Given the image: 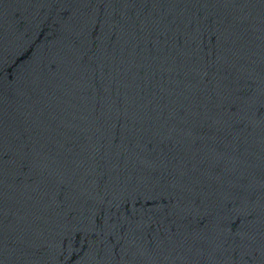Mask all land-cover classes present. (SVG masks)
<instances>
[{
    "label": "water",
    "instance_id": "obj_1",
    "mask_svg": "<svg viewBox=\"0 0 264 264\" xmlns=\"http://www.w3.org/2000/svg\"><path fill=\"white\" fill-rule=\"evenodd\" d=\"M0 264H264V0H0Z\"/></svg>",
    "mask_w": 264,
    "mask_h": 264
}]
</instances>
